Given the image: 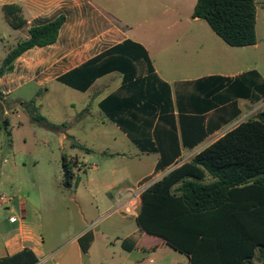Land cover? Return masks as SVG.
<instances>
[{
	"label": "crops",
	"instance_id": "crops-1",
	"mask_svg": "<svg viewBox=\"0 0 264 264\" xmlns=\"http://www.w3.org/2000/svg\"><path fill=\"white\" fill-rule=\"evenodd\" d=\"M258 2L256 0L257 43L233 47L205 20L193 16L197 0H0V30L4 29L0 32V47L5 53L0 67L13 48L30 38L32 28L64 17L55 41L35 46L15 59L13 70L0 77V92L8 96L35 85L46 90L50 86L56 96L66 91L80 97L81 110L68 115L61 125L66 129L69 125L70 130L73 125L84 129L91 117L107 118L135 147L133 151L120 148L111 155L129 161L147 157L153 163L152 171L136 181L139 184L148 176H158L176 164L191 162L227 132L264 110V37L259 35V13L264 14V0H260L261 9ZM7 6H14L10 9L14 14L17 7L21 8L25 23L13 27L5 14ZM119 48L132 49L136 54L133 63L137 74L128 81L115 67L125 51ZM75 70L81 72L75 73ZM137 80L142 81L140 88L132 87ZM74 84L87 87L81 89ZM117 93L125 100H131L139 93L138 101L115 114V118L123 120L124 127L112 120L101 107L102 102ZM159 94L162 98L157 97ZM93 104L97 112H94ZM69 105L75 108L74 101ZM236 110L239 113L233 117ZM191 116L202 117L201 125L210 131L196 145L187 146L183 144L182 127L187 131L186 117ZM52 128L56 129V125ZM63 140H69L74 152L80 150L75 155H66L88 165L84 161L91 152L87 139L67 133L62 136L61 142ZM163 152L174 159L164 171L156 173ZM7 163L5 159L0 167V186L9 179L7 171L11 168L15 189L10 197L0 194V204L6 209L3 216L0 213V258L28 248L38 257V264H48L49 258L44 252L42 209L28 201L27 186L31 187L32 181L23 166ZM87 168L81 176L75 174L78 179L75 194L84 184ZM212 180L210 176L206 177V182ZM101 185L103 192H90L94 198L101 193L106 196L96 201L98 217L94 220L89 213L81 212L74 224L76 231L69 241L80 258L95 254L104 258L112 249L113 254L118 252L120 256L134 252L140 255L134 259L127 256L118 264H145L146 260L154 264V256L161 251L159 259L170 253L176 257L172 264H189L185 254L157 236L150 235L156 240L155 244L144 245L142 240L149 234L141 230L137 220L134 230L127 231L124 237L116 235V239L115 232L128 230L130 222L122 221L116 226L109 223L101 230L93 227L95 222L100 220L101 223L116 211L121 212L119 209L129 201V190L133 188L127 185L114 197L115 183ZM1 198L9 202L2 203ZM71 199L78 201L76 195ZM89 231L93 234V241L88 251L83 252L79 238ZM129 237H136V247L132 251L122 247V241ZM99 240L100 244L105 241V249L104 244L97 248Z\"/></svg>",
	"mask_w": 264,
	"mask_h": 264
},
{
	"label": "trees",
	"instance_id": "trees-1",
	"mask_svg": "<svg viewBox=\"0 0 264 264\" xmlns=\"http://www.w3.org/2000/svg\"><path fill=\"white\" fill-rule=\"evenodd\" d=\"M13 7H5V14L11 25L17 28L25 20L21 8L17 7L14 14L10 11ZM193 16L205 20L230 46L257 43L256 0H197ZM63 22L64 17H60L32 28L30 38L20 42L4 59L0 77L13 70V62L25 51L55 41ZM119 49L125 51L115 67L128 81L137 74L133 63L136 54L132 49ZM141 85L139 80L131 84L138 88ZM157 97L162 98L160 94ZM138 99L139 93L131 100L121 99L119 93L112 94L101 107L112 120L124 127L123 120L115 118V114ZM238 113L236 110L233 117ZM186 118L187 131L182 127L183 144L194 146L210 130L201 125L202 117ZM40 119L45 118L40 116ZM173 159L163 152L155 172L164 171ZM76 166L75 157L62 156L66 187L78 183L74 172ZM207 176L213 180L206 182ZM136 220L143 232L161 238L185 254L189 264H264V110L227 132L191 162L178 166L144 190ZM92 241L90 231L79 238L83 252L88 251ZM122 247L127 251L135 249L136 237L124 239ZM38 262L34 251L28 248L0 258V264Z\"/></svg>",
	"mask_w": 264,
	"mask_h": 264
},
{
	"label": "rangeland",
	"instance_id": "rangeland-1",
	"mask_svg": "<svg viewBox=\"0 0 264 264\" xmlns=\"http://www.w3.org/2000/svg\"><path fill=\"white\" fill-rule=\"evenodd\" d=\"M258 3L261 9L260 0ZM1 31L4 32V29ZM259 35L264 37V14L261 13H259ZM4 56V50L0 47V64ZM70 101H74V109L69 105ZM81 104L80 97L66 91L56 96L50 86L46 90L29 85L8 96L0 92V167L5 159L8 162L7 165L19 164L24 167L26 176H29L32 181V186H27L28 201L31 204H38L42 209L45 222L44 252L46 258H49L48 264H118L127 256L134 259L140 255L134 252L131 255L123 253L124 255L120 256L118 252L113 254L111 249L104 258L100 254L90 258L79 257L75 246L69 243L76 231L74 226L76 218L81 212L89 213L94 220L98 217L96 201L106 196H104L105 193H101L98 198H94L90 192L93 190L103 192L104 188L101 184L104 182L115 183L112 193L116 197L117 193H121V189L127 185L135 189H147L167 174L168 170L158 176L155 174L148 176L137 184L138 179L152 171L153 163L147 157L129 161L111 155L117 149L133 151L132 148L135 147L118 133L116 127L107 118L91 117L87 119L84 129L73 125L70 130L69 125L67 129L66 126L61 125L68 115L81 110ZM93 107L94 112H97L95 104ZM40 116L45 119H40ZM103 121L105 124L102 123ZM52 125H56V129L52 128ZM67 133L79 139H87V147L91 149L90 154L84 159L88 165L80 163L75 157L77 159V166L74 169L76 176H81L88 167L83 178L84 184L76 190L77 194H75L76 184L66 187L64 182L62 156L80 152L78 149L74 152L69 145V140L61 142L62 136ZM8 173L9 179L5 178L6 180L0 186V194L5 197H10L15 189L13 170L10 168ZM75 195L78 201L71 199V196ZM5 210V205L0 204L1 216L4 215ZM139 210L140 205L137 206L136 212L138 213ZM122 221L130 222L131 227L126 231L115 232L114 239H116V235L124 237L127 231L135 229L136 217L116 211L108 220L101 223L100 220L95 222L93 227L101 230L106 224L111 223L112 226H116ZM100 241L97 243V248L104 244L105 249V241L103 240L102 244ZM142 242L148 246L155 244L156 240L146 235ZM160 254L161 251L154 256L156 258L154 264H172L176 258L175 255L168 253L159 259ZM145 264L151 263L146 260Z\"/></svg>",
	"mask_w": 264,
	"mask_h": 264
},
{
	"label": "built area",
	"instance_id": "built-area-1",
	"mask_svg": "<svg viewBox=\"0 0 264 264\" xmlns=\"http://www.w3.org/2000/svg\"><path fill=\"white\" fill-rule=\"evenodd\" d=\"M179 164H176L175 166H172L170 169H168L167 172L172 171L173 169L177 168ZM166 175V174H165ZM146 190V189H145ZM144 190H140L139 188H131L129 190L130 192V198L127 203H125L119 210L128 216L131 217H137L138 213L136 212L137 206H141V194ZM2 203H8L9 201L5 198H1Z\"/></svg>",
	"mask_w": 264,
	"mask_h": 264
}]
</instances>
